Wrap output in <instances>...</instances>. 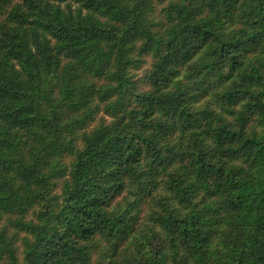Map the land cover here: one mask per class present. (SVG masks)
Returning a JSON list of instances; mask_svg holds the SVG:
<instances>
[{
  "label": "trees",
  "instance_id": "trees-1",
  "mask_svg": "<svg viewBox=\"0 0 264 264\" xmlns=\"http://www.w3.org/2000/svg\"><path fill=\"white\" fill-rule=\"evenodd\" d=\"M0 264H264V0H0Z\"/></svg>",
  "mask_w": 264,
  "mask_h": 264
}]
</instances>
